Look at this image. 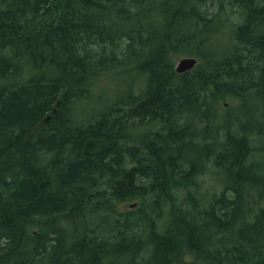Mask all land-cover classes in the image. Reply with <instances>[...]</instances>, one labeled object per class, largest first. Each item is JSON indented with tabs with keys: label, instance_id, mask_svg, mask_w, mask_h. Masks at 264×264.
<instances>
[{
	"label": "trees",
	"instance_id": "trees-1",
	"mask_svg": "<svg viewBox=\"0 0 264 264\" xmlns=\"http://www.w3.org/2000/svg\"><path fill=\"white\" fill-rule=\"evenodd\" d=\"M0 264H264V0H0Z\"/></svg>",
	"mask_w": 264,
	"mask_h": 264
},
{
	"label": "rangeland",
	"instance_id": "rangeland-1",
	"mask_svg": "<svg viewBox=\"0 0 264 264\" xmlns=\"http://www.w3.org/2000/svg\"><path fill=\"white\" fill-rule=\"evenodd\" d=\"M180 59L175 60V67L178 65ZM115 83H116V81L112 80L110 82H107L106 84H103V86H100V88L99 87L98 88L103 91L104 96H112L115 92L120 91L122 86H123V83H116V84ZM224 103H226V107L229 109H222L221 114L224 116H227L228 114H231L232 116H234L238 110V107L240 106L239 105L240 102L233 97H229L227 99V101ZM88 104H91V103L88 102ZM95 107H96V105L94 104V105H91L90 108H95ZM91 111L92 110H88V112H91ZM157 128H158V124L152 123L149 125L142 126L141 128L138 129V131L142 134H147L148 132L156 130ZM205 182H206L207 188L213 189L216 187V189H214V190L215 191L217 190V188H218L217 186L219 184L217 183L216 176H215L213 171H209V173L205 176ZM125 207L127 208L129 206L125 205L123 209H125Z\"/></svg>",
	"mask_w": 264,
	"mask_h": 264
},
{
	"label": "water",
	"instance_id": "water-1",
	"mask_svg": "<svg viewBox=\"0 0 264 264\" xmlns=\"http://www.w3.org/2000/svg\"><path fill=\"white\" fill-rule=\"evenodd\" d=\"M199 63V59L196 57H183L180 59L175 70L179 74H183L192 71ZM106 141L100 138H90L88 139L83 147V152L87 156L97 157L101 156L106 150ZM135 207L136 204L131 205Z\"/></svg>",
	"mask_w": 264,
	"mask_h": 264
}]
</instances>
